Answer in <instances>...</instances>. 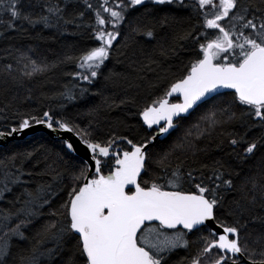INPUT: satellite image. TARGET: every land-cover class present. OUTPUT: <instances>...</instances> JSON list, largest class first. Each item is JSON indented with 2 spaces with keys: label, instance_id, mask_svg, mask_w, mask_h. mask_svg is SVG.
<instances>
[{
  "label": "snow or ice",
  "instance_id": "obj_1",
  "mask_svg": "<svg viewBox=\"0 0 264 264\" xmlns=\"http://www.w3.org/2000/svg\"><path fill=\"white\" fill-rule=\"evenodd\" d=\"M37 4L41 12L33 16L22 10L21 0H0V11L9 16L7 21L0 20V25L12 29L20 21L31 27L42 25L59 29L75 18L76 0H37ZM107 4L108 0H104L102 7L108 18L100 11L95 12L98 27L92 35L98 46L78 57V67L83 71L73 75L89 82L98 76L111 56L113 42L121 35L119 26L127 24L130 34L154 39L155 26L163 29L173 19L169 14L158 15L163 11L159 6L165 5L194 7L202 16L203 31L193 29L178 37L179 40L191 39L198 46L197 58L189 61L185 75L170 82L162 95L138 112L142 126L151 133L139 140L134 136L129 138L130 132L100 141L91 131L69 120L53 119L48 111L39 118H21L17 126L0 132V137L12 136L36 124L70 134L60 139V151L78 161L71 173L73 183L67 200L48 214L51 218L46 222L39 223L45 215L42 210L51 208L52 199L62 191H54L51 184H40L35 189L24 187L23 199L16 198L20 207L0 210V264H8L9 258L14 264H168L170 254L191 247L188 234L201 229H207L208 235L199 237L200 246L195 254L179 264H241L244 259L247 264H264V215L253 214L257 203L264 209V160L255 175L243 177L234 173L227 161H214L210 168L202 165L210 172L206 178L203 174L193 175V171L199 170L185 173L182 165L175 168L171 165L176 153L195 156L200 151L196 141L226 122L262 130L260 137L251 140L247 132L229 138L230 155L235 156L238 164H246L264 147V0L254 3L196 0L194 6L184 5L183 0H119L115 7ZM27 6L37 5L29 0ZM86 6L92 8L90 3ZM140 8L144 9L143 13L131 15ZM68 16L73 18L67 19ZM226 20L228 27L224 26ZM109 23L112 31L106 27ZM208 30H216L214 38H208ZM46 68L47 65L29 60L24 64V75L31 77ZM220 89L233 90L232 100L227 102L228 107H214L201 116L203 129L198 122L166 150L150 148L158 138L166 139L171 135L170 130L178 127L177 121L183 119L184 114L223 95ZM86 92L87 89H81V97ZM61 95H66L68 100L76 98L71 90ZM174 95L180 102H170ZM234 105L245 110L238 115ZM245 117L258 124H249ZM120 145L129 148L121 149ZM238 147L242 151H237ZM56 155L62 159L60 153ZM32 159L33 153L25 152L14 154L7 162L0 160L3 169L0 199L4 193L12 192L9 185L29 183L24 177L31 176L32 172L26 171L25 164ZM52 167L48 164L49 169ZM153 167L167 175L144 179ZM237 180L241 181V191L252 193L251 199L245 196L241 201H234L235 211L228 212L233 219L231 224L221 222L208 228L209 221L217 220V213L224 208L227 197L238 191ZM186 182L191 185L188 189L184 187ZM249 222L261 225L258 234L251 238L255 246L251 249L250 237L241 238ZM29 228L34 229L31 235L26 234ZM14 238L30 244L15 257L12 254ZM257 254L261 259L254 258Z\"/></svg>",
  "mask_w": 264,
  "mask_h": 264
},
{
  "label": "trees",
  "instance_id": "obj_2",
  "mask_svg": "<svg viewBox=\"0 0 264 264\" xmlns=\"http://www.w3.org/2000/svg\"><path fill=\"white\" fill-rule=\"evenodd\" d=\"M31 2L37 6L28 7L29 0H21V4L24 5L22 10L35 16L41 12V8L37 0ZM118 2L119 0H108L107 6L115 7ZM244 2L254 3L256 0H244ZM88 3L92 5L91 9L87 8ZM183 3L194 6L196 0H183ZM103 5L104 0H76L73 22L59 29L44 28L42 25L31 27L26 23L21 24L20 21H17V27L12 29L0 25V132H7L17 126L21 118L28 116L39 118L42 117L43 112L48 111L53 119L69 120L80 128L91 131L94 138L100 141H105L113 135H129L130 132L129 138L134 136L136 140L151 134L146 130V126H142L138 112L152 99L162 95L170 82L185 75L189 61L197 58L198 46L191 39L179 40L178 37L193 29L203 31L202 16L197 14L194 7L180 8L176 4L159 6L163 11L158 15L169 14L173 19L163 29L159 25L155 26L154 39L130 34L127 24L119 26L121 35L113 42L111 56L99 70L98 76L89 82L73 74L83 71L78 67V57L86 50L98 46L92 33L94 28L98 27L96 11H100L105 18H108V13L103 12ZM81 11L84 13L83 16L76 15ZM143 12L144 9L140 8L131 15L138 16ZM8 19L9 16L0 11V20ZM148 20L151 21V18ZM224 26L228 27L227 20ZM106 27L109 31L113 30L111 23ZM215 35L216 30H208L209 39L214 38ZM29 60L47 65L46 70L31 77L25 76L24 64ZM8 65H11L10 69L7 68ZM81 89H87L83 97L80 95ZM68 90L72 91L75 99L68 100L66 95H61ZM221 93L223 95L201 104L177 121L178 127L171 130V135L166 139H158L150 148L154 147L157 151L166 150L168 145L182 138L198 122L203 129L205 125L200 121V117L214 107H228L227 102L232 100V92ZM176 100V97L170 98V101ZM233 109L238 115L245 110L235 105ZM245 120L249 124H258V121L248 117H245ZM261 131L259 127L249 129L239 123L226 122L196 141L200 151L195 156L192 153H176L171 158L172 168L182 165L185 173L189 170H199L193 171V175L203 174L206 178L210 172L202 168V165L206 164L210 168L214 161L220 160L227 161L231 165V170L240 173L242 177L255 175L260 162L264 160V147H261L254 157L249 158L246 164H238L235 156L230 155L232 149L228 140L231 136L243 135L245 132L248 133L247 138L251 140L260 137ZM193 133L195 135L194 129ZM120 147L129 148L127 145ZM236 150L242 151L239 147ZM25 152L33 153V159L25 164L26 171L32 172L31 176L24 177L29 183L24 186L9 185L12 192L4 193L3 198L0 199V210H14L20 207L16 198L23 199L24 187L35 189L40 184H51L54 191L61 189L62 191H58V195L52 199L51 208L45 207L42 210L45 215L39 219V223H44L51 218L48 214L59 209L67 200V193L73 183L71 173L78 161L61 153L59 140L41 132L34 133L27 139L13 140L0 146V160L7 162L14 154ZM57 153H60L62 159L57 158ZM45 157L48 159L46 160ZM16 163L19 165V160ZM50 163L53 165L52 169L48 168ZM2 172L3 169L0 168V174ZM57 174L59 176L54 180L53 177H57ZM166 175L163 170L153 167L144 179ZM236 183L238 191L227 197L224 208L217 213L215 221L217 224L223 222L228 225L233 222L228 212L235 211L234 201H241L245 196L251 199L252 193L240 190L241 181L237 180ZM184 187L188 189L191 185L186 182ZM253 214L264 215V209L259 207V203ZM260 230L261 225L258 222H249L247 230L241 234L242 240L244 237H250L248 244L250 249L255 247L251 243V238H254ZM33 232L34 229L29 228L26 234L31 235ZM207 235V229L188 234L187 239L192 242L191 247L177 249L170 254L168 264H179L181 260L190 259L200 246L198 238ZM12 245L14 257L22 248L30 246L28 242L21 243L16 238L13 239ZM254 258L261 259L259 254ZM8 264H14V261L9 258ZM241 264L245 263L241 262Z\"/></svg>",
  "mask_w": 264,
  "mask_h": 264
},
{
  "label": "water",
  "instance_id": "obj_3",
  "mask_svg": "<svg viewBox=\"0 0 264 264\" xmlns=\"http://www.w3.org/2000/svg\"><path fill=\"white\" fill-rule=\"evenodd\" d=\"M232 91L233 90H230V89H220V92H232ZM173 97L177 98L176 95H174ZM178 102H180L179 98H178V100L173 101L172 103H178ZM186 115H188V114H184V116H186ZM37 132L44 133L47 136H49L50 138H53V139L59 140V141H60L61 138L65 137L66 135H70V134H66V133H63V132H59V131H53L51 129H48L45 125L32 124L30 129L25 130L23 133H16V134H13L12 136L0 137V146L5 145L8 142L13 141V140H24V139H27L31 135H33L34 133H37ZM162 138H164V137H160L158 139H162ZM81 154H83L82 151H81ZM89 178H91V177H89ZM216 225H217V223L215 221H209L208 222V227L209 228H214V227H216ZM216 231L219 232L220 229L216 228ZM242 261L247 263L246 259H244Z\"/></svg>",
  "mask_w": 264,
  "mask_h": 264
},
{
  "label": "bare ground",
  "instance_id": "obj_4",
  "mask_svg": "<svg viewBox=\"0 0 264 264\" xmlns=\"http://www.w3.org/2000/svg\"><path fill=\"white\" fill-rule=\"evenodd\" d=\"M191 111H192V110H191ZM191 111H190V112H191ZM208 228H209V227H208ZM242 262H244V261H242ZM244 263L247 264L246 262H244Z\"/></svg>",
  "mask_w": 264,
  "mask_h": 264
}]
</instances>
